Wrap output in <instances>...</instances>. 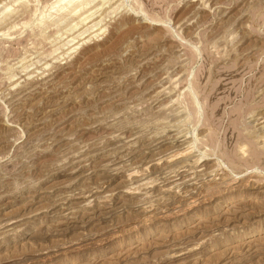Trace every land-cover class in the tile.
<instances>
[{
	"label": "rangeland",
	"instance_id": "rangeland-1",
	"mask_svg": "<svg viewBox=\"0 0 264 264\" xmlns=\"http://www.w3.org/2000/svg\"><path fill=\"white\" fill-rule=\"evenodd\" d=\"M59 1L0 0V264H264V0Z\"/></svg>",
	"mask_w": 264,
	"mask_h": 264
},
{
	"label": "bare ground",
	"instance_id": "bare-ground-1",
	"mask_svg": "<svg viewBox=\"0 0 264 264\" xmlns=\"http://www.w3.org/2000/svg\"><path fill=\"white\" fill-rule=\"evenodd\" d=\"M84 1L85 0H60L59 2H60V4L64 3V5L61 6L62 10L68 9V8L72 10V8L76 9L78 7H82V5H84ZM57 5H58V3H57ZM75 9H73V10H75ZM70 14H71V12H70Z\"/></svg>",
	"mask_w": 264,
	"mask_h": 264
}]
</instances>
